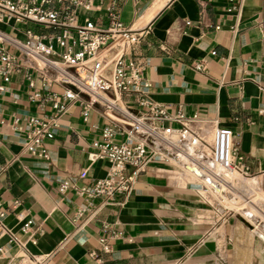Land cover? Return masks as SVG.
Here are the masks:
<instances>
[{
  "label": "crops",
  "instance_id": "1",
  "mask_svg": "<svg viewBox=\"0 0 264 264\" xmlns=\"http://www.w3.org/2000/svg\"><path fill=\"white\" fill-rule=\"evenodd\" d=\"M112 13L137 31L147 30L134 54L146 61L149 96L169 112L182 109L212 120L202 127L208 139L216 127L232 129L234 146L253 174L249 182L264 194V0H94L91 11L78 10L79 22L89 15L105 29ZM29 27L43 35L60 32ZM200 61L203 70L194 67ZM36 84L42 85L39 79ZM4 87L0 202L9 207L5 223L24 246L0 234V264H99L89 253L99 249L101 236L111 246L106 258L124 264H264V238L250 234L243 215L205 198L201 182L187 179L177 164H150L122 206L82 196L76 187L62 190L64 180L82 186L107 174L105 160L88 158L106 120L102 109L84 121L79 102L72 103L56 135L45 140L48 158L37 157L24 152L25 134L12 126L15 117L40 113L29 98L33 88L24 73ZM14 200L21 202L16 209L10 208ZM29 219L33 227L23 234ZM102 223L119 235L104 232Z\"/></svg>",
  "mask_w": 264,
  "mask_h": 264
},
{
  "label": "built area",
  "instance_id": "2",
  "mask_svg": "<svg viewBox=\"0 0 264 264\" xmlns=\"http://www.w3.org/2000/svg\"><path fill=\"white\" fill-rule=\"evenodd\" d=\"M52 1L64 6H47ZM93 6L94 0H0V92L14 74L24 73L33 88L29 98L40 111L23 121L13 119V129L25 134L24 152L48 158L45 140L56 135L62 116L72 103L79 102L84 121L97 107L106 119L88 158L90 163L105 160L107 174L82 186H75L72 179L64 180L62 190L76 187L82 196L122 206L132 195L140 174L155 162H171L203 178L209 184L201 183L207 195L219 191L222 173L251 177L246 156L234 146L232 129L216 127L208 139L202 135V127L212 120L199 114L188 116L182 109L169 112L149 96L146 61L134 54L147 30L125 25L115 13L105 29L89 15L80 23L78 10L89 12ZM30 24L60 32L39 34ZM194 67L205 68L201 61ZM207 195L203 194L205 198ZM20 204L14 200L10 208ZM8 211L9 207L0 202V234L7 233L10 242L23 247L24 241L5 223ZM83 212L79 210L75 220ZM17 217L22 220L23 213ZM32 227L29 219L20 230L27 234ZM101 228L110 236L119 235L118 229L108 223H102ZM3 251L0 248V253ZM110 252L108 237L101 236L99 249L89 254L99 264H124L108 260Z\"/></svg>",
  "mask_w": 264,
  "mask_h": 264
},
{
  "label": "rangeland",
  "instance_id": "3",
  "mask_svg": "<svg viewBox=\"0 0 264 264\" xmlns=\"http://www.w3.org/2000/svg\"><path fill=\"white\" fill-rule=\"evenodd\" d=\"M225 179L232 182L233 188H225L222 192L216 191L207 195V198L217 204L219 208L226 207L233 213H240L250 224V234H258L264 238V194L250 184L249 179L232 174V179L222 174ZM186 178L193 181H199L209 185L203 178H199L192 172L186 171ZM241 185L245 187V191L241 190ZM216 190V189H215ZM254 230V231H252Z\"/></svg>",
  "mask_w": 264,
  "mask_h": 264
},
{
  "label": "bare ground",
  "instance_id": "4",
  "mask_svg": "<svg viewBox=\"0 0 264 264\" xmlns=\"http://www.w3.org/2000/svg\"><path fill=\"white\" fill-rule=\"evenodd\" d=\"M227 175L230 179H232V174L230 172H225L222 173ZM220 174L221 176H219V181H220V189L219 191H223L225 188H233V184L229 179H225L224 176ZM216 179V178H215ZM241 190L245 191V187L243 185H241Z\"/></svg>",
  "mask_w": 264,
  "mask_h": 264
}]
</instances>
